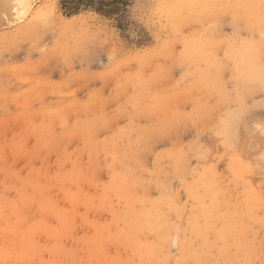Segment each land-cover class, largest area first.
<instances>
[{"label": "clouds", "instance_id": "clouds-1", "mask_svg": "<svg viewBox=\"0 0 264 264\" xmlns=\"http://www.w3.org/2000/svg\"><path fill=\"white\" fill-rule=\"evenodd\" d=\"M59 2L12 41L0 2V65H31L0 67V264H264V115L226 131L264 96V0H148L125 55Z\"/></svg>", "mask_w": 264, "mask_h": 264}, {"label": "rangeland", "instance_id": "rangeland-1", "mask_svg": "<svg viewBox=\"0 0 264 264\" xmlns=\"http://www.w3.org/2000/svg\"><path fill=\"white\" fill-rule=\"evenodd\" d=\"M116 1V4H118L117 10L115 9V12L111 11L108 14L104 11H99L96 8L84 6L77 12H74L70 9V7L66 5L64 0H60L53 11L55 15L62 16L66 20L79 19L82 22V27H84L85 29L92 31L103 30L107 33H111L116 40L120 55H125L129 52L135 51L140 47H143L148 43L147 33L143 29L141 17L143 11L149 6V4L148 0ZM0 2H2V0H0ZM45 16V11L34 8L33 0H31V4L28 9H24L23 7L19 6L15 0H11L10 11L4 13V31L8 33V40L12 41L14 39H21L22 37L17 34V29L19 27L23 26L28 20H32L37 24H43L45 22ZM19 47L26 49L27 45L22 44L19 45ZM14 52L15 49L13 48L10 49V51H6L4 53V58L7 63L0 65V67H4L7 69H22L31 67V65H26L24 63L23 51L15 55L13 54ZM82 67L87 69V71L84 73L85 75H91L102 70L95 64L88 66V64L86 63L83 66L77 64L76 72L79 73ZM40 75L50 80V82H52L51 86L55 90H61L62 88H64L66 86V83H68L71 79L67 70H65L64 76H61L59 71H54L49 77L48 70H41ZM262 105H264V96L256 95L251 99H246L240 105L238 110L233 112V115L231 114L228 127L226 129L227 134L229 136L235 134L240 138H247L250 134V119L253 116L259 118L261 115H264V107H262ZM233 121H236L237 123H233ZM232 123L234 127L232 126ZM65 220L66 215H61L59 212L56 213V221L63 222ZM40 226L47 228V225L43 221L41 222Z\"/></svg>", "mask_w": 264, "mask_h": 264}, {"label": "trees", "instance_id": "trees-1", "mask_svg": "<svg viewBox=\"0 0 264 264\" xmlns=\"http://www.w3.org/2000/svg\"><path fill=\"white\" fill-rule=\"evenodd\" d=\"M115 1L116 0H64L66 5L70 7V9L74 12H77L80 8L84 6L96 8L99 11L106 12L107 14L111 11L115 12L117 10L118 4H116L117 1Z\"/></svg>", "mask_w": 264, "mask_h": 264}, {"label": "bare ground", "instance_id": "bare-ground-1", "mask_svg": "<svg viewBox=\"0 0 264 264\" xmlns=\"http://www.w3.org/2000/svg\"><path fill=\"white\" fill-rule=\"evenodd\" d=\"M16 3L23 7L24 9H28L30 4H31V0H15ZM14 3V2H13ZM233 115V114H232ZM235 119V118H234ZM237 120V119H236ZM236 122V121H233V123ZM231 123V122H230ZM233 123H232V126H233ZM237 123V122H236ZM232 126H229V127H232ZM234 127V126H233ZM233 129V128H232ZM230 132V131H229ZM231 133V132H230ZM246 135V134H245ZM244 137V136H243Z\"/></svg>", "mask_w": 264, "mask_h": 264}]
</instances>
